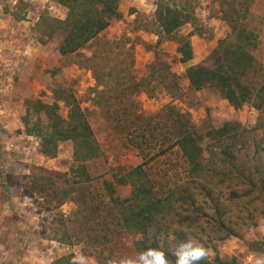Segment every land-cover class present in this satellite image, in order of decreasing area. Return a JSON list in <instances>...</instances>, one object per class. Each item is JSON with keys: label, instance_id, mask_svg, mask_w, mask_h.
I'll return each instance as SVG.
<instances>
[{"label": "rangeland", "instance_id": "obj_1", "mask_svg": "<svg viewBox=\"0 0 264 264\" xmlns=\"http://www.w3.org/2000/svg\"><path fill=\"white\" fill-rule=\"evenodd\" d=\"M166 4L186 8L192 21L166 32L157 19ZM119 10L63 54L65 5L0 0V264H69L78 252L107 264L149 247L175 264L173 250L190 237L208 250L206 262L254 264L264 255V98L234 107L212 84L193 88L186 69L225 64L239 14L254 36L238 41L254 63L243 83L254 91L264 84V0H119ZM187 40L193 57L182 61ZM74 97L102 151L83 158L89 178L74 170L72 138L59 140L54 155L42 151L52 130L42 104L68 119ZM225 124L227 134L210 135ZM185 126L203 148L205 178L174 144ZM107 181L120 198L139 186L126 205H158L157 223L126 226L129 211L111 199Z\"/></svg>", "mask_w": 264, "mask_h": 264}, {"label": "trees", "instance_id": "obj_2", "mask_svg": "<svg viewBox=\"0 0 264 264\" xmlns=\"http://www.w3.org/2000/svg\"><path fill=\"white\" fill-rule=\"evenodd\" d=\"M57 1L68 8L67 16L61 20L64 24L65 30H67V35L63 39V43L60 45V52L63 54L77 49L82 44L86 43L100 31L105 29L111 18H117L121 15L119 10V0ZM186 10V8L174 9L168 4L165 6L163 5V7L157 12V19L161 28H163L166 32H170L173 29L178 28L180 25L192 21L194 17L193 13L191 15ZM240 17L243 16L237 14L235 18L230 19L232 27L231 33L235 38L234 40L237 41L231 42V44H233L232 47L235 50L232 48L225 50V64H221L213 68L200 64H192L186 69V73L193 88L199 89L203 86L212 84L223 93L224 97L234 107H240L245 102L253 101L255 98L257 100L264 98V84L254 91L252 87L243 83L242 80L246 75V72L254 66V63L250 61L252 57L249 52L241 50L243 48L242 43L238 41H246L250 44V42L254 41V36L251 30H247V28L239 25V21L241 19ZM178 50L183 54L181 59L182 61H186L187 59H191L193 57V52L190 48L188 40L179 46ZM215 51L218 54L217 57H219L220 51H218V49ZM237 56L241 61H238ZM229 69H231L232 72H230ZM69 103L72 104V107L69 112L68 119L62 118L59 114H57V112L53 111L51 109V104H42V108L47 112V115L52 123L51 134L49 136H41L42 151L46 155H54L59 140L72 138L75 144L76 159L79 161L74 170L77 175H81V177L87 175L89 178L90 174L87 173V165L84 160L100 156L102 151L94 137L92 127L84 110L80 106V103L75 99V97ZM255 106L260 109L262 104L257 103ZM227 125L228 124H225L219 128L212 127L210 130L211 133L209 132L210 135L216 138L219 136L217 135V132L221 130L223 134H227L229 132ZM214 132L216 133L215 135H213ZM194 133H196L195 128L185 126V128L178 131V136L174 144L182 149L183 156L186 157L189 163L192 164L191 169L193 170L194 176L196 175L198 177L205 178V174H203L204 166L202 163L203 148L200 145L199 139L194 136ZM202 136L203 135H199L200 138ZM136 169L141 171L140 168ZM82 179L83 178H81V180ZM193 181L196 183L195 178H193ZM106 183L111 199L122 206L125 212L129 211V213L124 216L126 226L131 229L134 228L135 230L145 231L149 225L157 223L156 215L162 211V208H159L158 205L153 204L152 206H145L141 208L140 211H136L135 208H131V205H126L130 200H136V191L139 186H137L135 191L133 189V194L131 196L120 198L114 194L115 188L113 183L110 181H107ZM174 195L175 191L168 193L166 198L158 200V202H161L160 206L164 205L166 201ZM232 259L233 262H228V260H222L219 256H217L213 262L201 260L199 264H236V258Z\"/></svg>", "mask_w": 264, "mask_h": 264}, {"label": "clouds", "instance_id": "obj_3", "mask_svg": "<svg viewBox=\"0 0 264 264\" xmlns=\"http://www.w3.org/2000/svg\"><path fill=\"white\" fill-rule=\"evenodd\" d=\"M172 254L175 256V264H199L207 257L208 250L198 240L190 237L179 242ZM69 264H95V261L92 257L78 252L70 257ZM107 264H169V260L164 250L158 247H149L141 251L135 258L111 259L107 261ZM254 264H264V255L257 256Z\"/></svg>", "mask_w": 264, "mask_h": 264}]
</instances>
